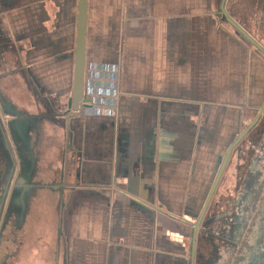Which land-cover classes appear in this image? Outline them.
<instances>
[{
  "label": "crops",
  "instance_id": "1",
  "mask_svg": "<svg viewBox=\"0 0 264 264\" xmlns=\"http://www.w3.org/2000/svg\"><path fill=\"white\" fill-rule=\"evenodd\" d=\"M80 1L0 0V87H30L65 120L57 139L38 138L37 117L0 90L15 118L0 164L10 144L19 170L9 204L20 226L15 235L1 226L2 251L13 236L41 248L46 229L51 264H192L193 228L222 160L264 109V55L220 16L222 0H85L90 102L71 115ZM227 1L228 17L248 33ZM252 135L233 149L206 213L221 187L245 186L239 155ZM214 242L197 230L193 264L222 262Z\"/></svg>",
  "mask_w": 264,
  "mask_h": 264
},
{
  "label": "rangeland",
  "instance_id": "2",
  "mask_svg": "<svg viewBox=\"0 0 264 264\" xmlns=\"http://www.w3.org/2000/svg\"><path fill=\"white\" fill-rule=\"evenodd\" d=\"M227 2H228L227 6L231 10H236L235 14L239 16L237 20L244 21L245 26H246L245 27L246 31L252 36L251 37L247 33L249 37L257 45H259V47L264 51V0H229ZM255 5L256 7H259L258 11H257V8H255ZM253 8L254 10L251 11V9ZM0 90L2 91V97L6 96V98L8 97L10 99H13L15 104H17L19 110L22 109L23 111H27V113H32L37 117L36 119L38 123L36 125L35 131L37 133L38 138H40V136L42 138H46V135L50 133L53 135L54 139H57V137L63 131V125L65 124L64 118L62 116H60L59 118L56 117L52 109L45 105L44 101L40 102L39 100L35 102L33 98L34 94L32 93V90L30 87H0ZM3 102H5V104L8 103L6 100H4ZM0 105L3 109V115L5 114L4 117L6 119V121L4 120V122H2L1 117H0V139H7L8 137L6 138V133H5L4 128H6L7 131L9 130L12 136L13 128L11 127V124L15 121V118L12 116H7V114L5 113V108L3 107L2 101H0ZM38 105L43 106V107L38 108ZM2 123L5 124L6 126H3ZM250 132L251 134H253L252 136H254L256 134V129H254L253 127ZM60 143L56 142L53 145L54 149L56 148L54 152L55 157L59 156L60 151L58 150L60 148ZM37 147H38L37 154L34 157L35 159L34 168L36 170L38 168L37 163H39V165L42 163V156L41 157L39 156L41 152L39 151L38 145ZM7 148L8 150L6 151V158L4 160L5 164L3 165L2 163L0 164V192L3 190L1 187L6 185L7 187L6 193H8V189L11 184L14 170H15V163H14L15 159H14L12 147L10 146V144H8ZM15 148H16V152L20 154L21 151L19 152V149H18L19 145L15 144ZM1 158L2 157L0 156V161H1ZM20 158L21 160H23V157L20 156ZM247 160H248V157L245 160V162ZM49 161L50 159L46 160L45 166L48 169L49 174H50V172L52 171V165L49 164ZM53 164L54 165L56 164L59 167L61 164V161H57V158H56L55 160H53ZM247 166L248 164L246 165L245 163L244 168L245 167L248 168ZM22 170L24 171L23 166H22ZM254 174H256V172ZM254 174L252 176H248L245 173V179H246L245 189L243 188L239 190L235 188L236 184H231L227 186L222 185L223 187H221V189L219 190L220 192L219 201H217L216 203H213L210 206L208 212L206 213L205 220H207L208 218H211L215 213L218 214V213H222V212L229 211V210H231L230 212H234V208L232 209L231 206L226 208L227 201L233 204L236 201H241L240 204L242 205L244 202H246L247 194L245 193L247 192L248 194L251 193V198L247 202V204H243V209L251 212L250 222H253V219H252L253 213L256 211V206H257L256 205L257 200L255 201V195L253 191L254 190L253 189L254 180L256 179ZM23 175H24V172H22L21 177H23ZM41 178H42V175H41ZM235 180H237V176H235ZM47 188L48 186H45V187L39 188V190L41 189V191L44 192L46 191ZM16 189H18V187ZM21 190L22 189L19 188V191ZM13 208H14V202L12 201L11 204L8 205L2 226H3L4 231L10 230L14 232V235H15L16 233H18L17 231H19L20 226H19L17 217L11 215L13 212ZM213 208H216L215 209L216 211H214ZM15 212H16L15 214H18L19 212H21V207L19 208V211L15 209ZM49 236H50L49 231L47 232L46 229H44L43 234H42V239H39L41 243V248H36L33 246H26L25 244L23 247L22 242L18 238L15 239V236H13V241L10 243L9 246H5V250H3L7 254L6 261L4 262V264H51V262L53 261V252L49 246ZM1 243L2 242H0V261L3 259V254L5 253L2 251L3 243L2 244Z\"/></svg>",
  "mask_w": 264,
  "mask_h": 264
},
{
  "label": "flooded vegetation",
  "instance_id": "3",
  "mask_svg": "<svg viewBox=\"0 0 264 264\" xmlns=\"http://www.w3.org/2000/svg\"><path fill=\"white\" fill-rule=\"evenodd\" d=\"M253 119H257L254 126L256 129L255 140L247 138L246 141L249 145L240 155H242L241 164L243 165L245 163L247 165V161L254 155L244 172L248 176H252L256 172L253 185L255 201L257 200L256 211L253 213V222L250 224L251 212L243 209V204H247L251 198V193L246 192V202L241 205V201H236L233 207L235 210L237 209V212H231L228 219L223 218L225 222H228L222 227L223 230L215 232L214 230L217 229L215 228L206 233L209 242L216 241L211 244L216 255L220 251L226 255L221 263L216 264H264V109L256 112ZM247 157L248 160L245 162ZM245 187L246 184L244 186L242 182L235 185V188L239 190L245 189ZM230 203L227 201L228 206ZM207 261L208 264L213 262L209 258Z\"/></svg>",
  "mask_w": 264,
  "mask_h": 264
},
{
  "label": "water",
  "instance_id": "4",
  "mask_svg": "<svg viewBox=\"0 0 264 264\" xmlns=\"http://www.w3.org/2000/svg\"><path fill=\"white\" fill-rule=\"evenodd\" d=\"M80 5H79V9H78V26H77V48H76V55H75V70H74V81H73V89H72V95L70 97V99L68 100V107H67V111L68 113H70L71 115H76L78 113H80V111L82 110V108L84 107H88L89 106V100H87L85 98L84 95V90H85V60H84V30H85V9H86V3L85 0H81L80 1ZM226 0H222L221 1V5H220V16H222L226 22L241 36H243L247 42H249L250 44H252L253 46H255L263 55H264V51L259 47V45H257L250 37L247 33H245L244 30H242L233 20H231L226 11L224 10V5H225ZM0 115L3 117V110L0 106ZM257 119H254V121L249 125V127H247V129L241 133L239 135V137L232 143V145L228 148L220 169L218 171V174L216 176L215 182L212 186V188L209 191L207 200L203 206V209L200 213V215L198 216L197 222L194 225L193 228V235H192V244H191V257H192V264H193V258H194V254H195V239H196V235H197V230L201 229L202 233H204L206 235V233L209 232V230H213L215 228H217L216 231H222V227H224L226 224H228V222H225V220H223V218L228 219L229 218V214L231 213L229 211H225L222 213H215L211 218H208L207 220L203 221L204 217H205V213H206V209L209 205V202L211 200V197L213 196L215 189H216V185L217 182L223 172V170L225 169L229 159L231 158L233 149H235L237 147V144L245 137L247 136L250 131L252 130V128L255 126ZM6 126V125H5ZM249 145V144H248ZM242 152H244V150H242ZM242 155H240L239 157V162H242ZM18 162V160H17ZM240 167V165L238 166ZM18 170H19V166L16 163L15 164V170H14V174H13V178L11 181V184L9 186L8 189V193L6 196V201L4 204V207L2 209V213L0 215V231H1V226L3 224L4 221V217H5V213L7 211L8 205H9V201L13 192V188H14V184H15V180L18 177ZM232 209L233 207V203L229 204ZM228 204H226V208H228ZM216 211V210H215ZM234 212H237V209H234ZM249 212V211H248ZM251 224V222H250Z\"/></svg>",
  "mask_w": 264,
  "mask_h": 264
}]
</instances>
